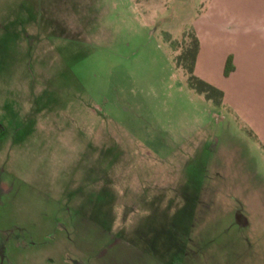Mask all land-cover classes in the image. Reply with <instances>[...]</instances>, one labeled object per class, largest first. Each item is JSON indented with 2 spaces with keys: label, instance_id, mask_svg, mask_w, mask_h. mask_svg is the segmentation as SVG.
Returning <instances> with one entry per match:
<instances>
[{
  "label": "rangeland",
  "instance_id": "rangeland-1",
  "mask_svg": "<svg viewBox=\"0 0 264 264\" xmlns=\"http://www.w3.org/2000/svg\"><path fill=\"white\" fill-rule=\"evenodd\" d=\"M199 12L0 0V264H264V160L177 62Z\"/></svg>",
  "mask_w": 264,
  "mask_h": 264
},
{
  "label": "crops",
  "instance_id": "crops-1",
  "mask_svg": "<svg viewBox=\"0 0 264 264\" xmlns=\"http://www.w3.org/2000/svg\"><path fill=\"white\" fill-rule=\"evenodd\" d=\"M199 5L192 23L198 40L193 73L223 98L215 105L201 96L230 118L264 160V0H199ZM228 58L233 71L224 76Z\"/></svg>",
  "mask_w": 264,
  "mask_h": 264
},
{
  "label": "trees",
  "instance_id": "trees-1",
  "mask_svg": "<svg viewBox=\"0 0 264 264\" xmlns=\"http://www.w3.org/2000/svg\"><path fill=\"white\" fill-rule=\"evenodd\" d=\"M197 52L198 40L197 37L192 34L191 45L177 57V62L182 66L187 74L186 81L189 88L194 90L199 95H203L205 99L212 101L215 105H220L223 93L212 85L197 78L193 73ZM232 71L233 66L231 65V60L228 58L224 68V76H228Z\"/></svg>",
  "mask_w": 264,
  "mask_h": 264
}]
</instances>
